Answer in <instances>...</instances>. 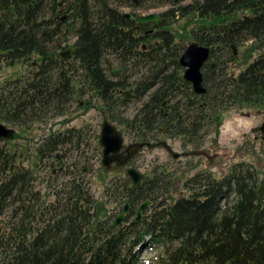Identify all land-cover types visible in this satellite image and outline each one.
<instances>
[{"label":"trees","instance_id":"1","mask_svg":"<svg viewBox=\"0 0 264 264\" xmlns=\"http://www.w3.org/2000/svg\"><path fill=\"white\" fill-rule=\"evenodd\" d=\"M61 1L52 0L50 15L59 16ZM152 1L153 7L172 8L159 15L160 24L152 25L154 31L149 34L150 24H136L135 15L126 19L107 0H74L65 9L70 11V21L54 16L43 19L46 0H0V59L6 66L32 58L39 64L36 75L16 85L14 92L2 88L0 122L16 124L24 133L32 121L44 120L51 111L54 117L67 114L74 99L86 95L89 87L102 114L133 140L149 143V137L156 139L162 128L166 136L182 138L183 148L198 149L200 133L208 134L212 127L218 134L224 112L235 106L264 108V0H196L188 6L174 0ZM113 2L124 5L123 0ZM141 2L132 9L142 6ZM177 17L193 18L196 26L191 38L209 48V59L201 70L205 94H194L183 80L184 69L178 64L183 47L169 22ZM51 23L56 26L50 28ZM70 35L73 40L67 42ZM239 41L249 46L242 54L243 69L233 75L238 59L233 47L237 49ZM68 51L73 60L60 57ZM113 64L126 72L113 73ZM142 65L149 74L129 81L131 70ZM127 72L129 76L124 77ZM132 102L141 103L136 115L121 118V110ZM78 133H70L68 141L60 136L58 144L54 135L47 138L26 168L15 164L16 154L8 148L11 142L4 140L0 211L14 207L18 215L17 222L7 227L10 246L0 264H138L132 250L145 237L164 248L162 264H264L263 171L243 163L221 179L196 175L188 180L189 195L167 204L157 201L159 193L166 191L164 170L131 192L121 190L126 185L118 178L106 193L120 200L121 209L127 200L132 214L113 226L120 213L99 219L103 204L90 195L85 174L76 163L72 180L58 192L52 188V170L61 172L58 167H65L64 154L56 156L57 152L71 139H76L75 148L81 147ZM40 168L48 172L46 196L51 191L55 195L49 206L40 201V192L33 191ZM145 201L154 202V212L138 222L130 221Z\"/></svg>","mask_w":264,"mask_h":264},{"label":"rangeland","instance_id":"2","mask_svg":"<svg viewBox=\"0 0 264 264\" xmlns=\"http://www.w3.org/2000/svg\"><path fill=\"white\" fill-rule=\"evenodd\" d=\"M61 1V0H60ZM92 2L93 0H89ZM111 5L117 7L120 12H125L128 14L129 7L126 5L118 6L113 0H107ZM180 6H188L196 0H179ZM178 1V2H179ZM199 2L203 0H197ZM52 0H46L48 4L46 10L42 13V18L48 20L53 18L50 15L49 8L51 6ZM74 2V0H62V6L57 9L59 16H54L55 20L61 19L63 21H70L69 15L70 11L65 9ZM152 5V3H151ZM169 5L158 6L152 8L151 6H139L138 8L131 9V12H134L136 15L141 14H160L165 13L167 10L171 9ZM68 10V9H67ZM139 15V16H141ZM137 17V16H136ZM171 29L176 34V36L181 41V46H187L193 39L190 36L191 29H194L196 24L193 18H174L170 19ZM56 23H51L50 28H54ZM73 36L70 35L67 38V42H72ZM66 43V42H65ZM63 46V44H62ZM249 44L246 42H238V48H234L235 56H237V61L233 65V75L237 74L242 70L243 65H241L242 54L248 48ZM255 57V56H254ZM253 57V58H254ZM35 58L29 60L28 63H34ZM252 59V58H251ZM240 65V66H239ZM36 66V64H35ZM33 67H30L29 64H25L24 67L20 65H14L12 67H7L0 64V93L2 88L6 87L5 92L11 91L14 89L12 80L21 79L22 76L25 77V83L31 77L33 73ZM111 69L118 70L115 74H121L126 72V69L121 70L117 68L116 64H113ZM148 67L142 65L136 67V69L131 70L132 77L129 78V81H135L141 78L146 73L149 74ZM109 71H106V74L109 75ZM129 72L125 73V76ZM127 75V76H129ZM28 78V79H27ZM18 92V91H17ZM77 100H86L85 98H78ZM89 103L86 106H77L78 102H74L73 105L69 107L68 113L62 116H53V111L47 113L44 120L32 121L29 127V130H25L24 133H21L22 130L9 126V124H4L7 128H13L14 132L20 136L19 141L11 142L8 146L10 152L16 154L15 164L23 168L29 166V164L36 158L37 148L41 146L42 138L53 136L54 133H61V138L66 136V140L70 136L73 130L74 135L78 132L83 133V140L81 148L87 152V155L79 153L78 149L75 148V141L71 139L70 144H64L61 146L58 154H64L65 157V167L64 170L59 172L55 171V182L53 184L54 190L58 192L65 184L72 180V173L69 176L66 175V171L70 172L73 164L78 163L88 164L90 166V171L88 175H85V180L87 181V186L90 190V195L96 201L97 204H103L102 213H98L100 220H106L108 217H113L117 215L119 210L122 207L120 200H113L112 196L109 195V191L112 190V184L114 181L119 180L118 178H124L122 172L115 173L114 171H107L105 168L100 166L101 160V148L98 145V135L100 133V126L103 120L109 121L113 124L117 130L121 131V128L115 123L102 114L100 110V103L95 99V97H90L88 99ZM172 102L171 104H173ZM141 103L132 102L127 105L124 109L121 110L119 114L121 118L131 119L133 118L138 109L140 108ZM41 113V112H40ZM35 114V113H33ZM221 125L218 129V134L215 135L212 127L208 134L200 133L201 145L198 149L193 147L186 146L183 148V140L178 137H168L165 134H160L156 139L151 140L150 143L154 144L158 141L165 142L171 152L179 155L177 159H173L169 152L162 146L155 147L153 149L144 148L140 150L139 161L141 163L140 167L137 169L138 172L143 174L144 177H151L152 172L156 174L160 170H165L166 176L163 177L164 182L166 183V191L159 193L157 201H162L163 203H172L174 200L180 197H187L190 193L187 189L188 180L193 178L197 174L202 176L210 175L212 178L221 179L230 169L239 164H247L253 166L258 173L263 174L264 172V140L260 138H255L257 134L253 133L252 130L256 126H261L264 123V108H248L243 107H233L227 112H224L221 116ZM1 123V122H0ZM163 129L159 130L161 133ZM164 132V131H163ZM24 140V141H23ZM21 143V144H20ZM131 143V137L124 138V145ZM5 144L4 140L0 141V148ZM188 150H194L196 152H205V156L202 155H191L189 157H182L180 154ZM21 154V158H18ZM213 156L212 165L209 164V157ZM29 160V164H28ZM50 164V162H47ZM53 168H55L53 166ZM262 168V170H261ZM50 169H52L50 167ZM261 170V171H260ZM263 171V172H262ZM48 173L46 170L40 168V171L36 174V184L34 185L33 191H38L40 196V201L45 203L47 206L54 202V193L51 191L46 196L45 186L49 183L47 178L42 182L39 178L44 177V173ZM101 176V177H99ZM109 187L108 194L106 189ZM162 189V188H161ZM119 201V202H118ZM156 203V202H155ZM14 207H9L5 211H0V257L3 255V252L7 247V233L10 223H16L17 212H14ZM37 218V217H36ZM36 220V219H35ZM43 221L45 218L42 219ZM134 218L132 217L130 221L133 222ZM135 223V222H134ZM127 225V224H126ZM178 243L174 242L173 245ZM133 253H136L139 257L138 264H162L164 248L160 244H154L151 242L150 237H145L144 242L141 245L135 246L133 248Z\"/></svg>","mask_w":264,"mask_h":264},{"label":"water","instance_id":"3","mask_svg":"<svg viewBox=\"0 0 264 264\" xmlns=\"http://www.w3.org/2000/svg\"><path fill=\"white\" fill-rule=\"evenodd\" d=\"M178 2L179 0H174ZM128 18L129 16H125ZM158 15L151 13L144 16H139L136 18L135 22L138 25L147 24V23H156L159 22ZM234 49V47H233ZM72 52L68 51L67 53L60 54L62 59L67 58ZM209 59V48L199 45L197 42L192 41L187 46L184 47V50L178 60V64L183 71V80L189 83L192 87V91L196 95H202L206 93V89L203 87V77H202V67ZM215 63H211V68H213ZM116 71H113L115 73ZM253 133H260L261 139H264V123L257 128L252 130ZM14 130L12 128H7L4 124L0 123V140L12 141L14 139ZM98 145L101 148V160L100 166L105 168L107 171H118L123 166L126 165L127 161L137 154L140 150L144 148L153 149L155 147L162 146L170 153L173 159L179 157L178 154L171 152L169 147L165 142L157 143H133L124 148L123 138L120 131H118L114 125L109 123L107 120H103L100 126V133L98 135ZM126 156L122 158L123 154ZM192 155H202L205 156V152H196L191 153ZM209 164L212 165L213 156L209 157ZM115 163L117 169H113L111 165ZM165 172V170H164ZM126 174L129 177V180L133 182V185L142 177L140 172H137L133 169H127ZM149 204V201H145L136 211V217L133 222H137L140 219L141 211ZM127 212V205L124 206L122 212L117 216L113 222V226L119 225L123 220V215Z\"/></svg>","mask_w":264,"mask_h":264},{"label":"flooded vegetation","instance_id":"4","mask_svg":"<svg viewBox=\"0 0 264 264\" xmlns=\"http://www.w3.org/2000/svg\"><path fill=\"white\" fill-rule=\"evenodd\" d=\"M140 2H141V0H123V3H124V5H126V6H128L130 9H129V12H128V14H125V12H122V13H124L125 14V16H129L128 18H126V19H133L134 18V16L133 15H135V16H137V17H139V15H141V14H138V15H136L134 12H131V9H132V7H134V5H136V4H140ZM151 3H152V5H151ZM141 4H142V6H151L152 8H154L153 7V5L155 4V2L154 1H152V0H143L142 2H141ZM61 6H62V3L60 4ZM156 7H158V6H156ZM155 7V8H156ZM145 15H148V14H145ZM141 16H144V15H141ZM136 17V18H137ZM136 18H135V20H136ZM158 19L160 20L159 22H156V23H147V24H150V27H151V29H149V31H148V33L150 34V33H152L153 31H154V27L152 26V25H158V24H160V22H161V18H159V16H158ZM184 50V49H183ZM66 60H73V58H72V53L66 58ZM208 61V60H207ZM0 64L1 65H5V62H3L2 61V59H0ZM25 64H28V61H23V60H21L20 62H18V63H16V64H13V65H10V66H8L7 65V67H12V66H14V65H20V66H22V67H24V65ZM35 62L33 63V65H32V69H33V73L31 74V77H33L34 75H36L35 74V72H34V70L35 69H37L38 68V66H39V64L37 65L36 64V66H35ZM6 66V65H5ZM31 67V66H30ZM124 69V68H123ZM123 69H121V70H123ZM28 79V78H27ZM25 77L24 76H22L21 77V79H14V80H12V84L14 85V89H12L11 91L12 92H14L15 91V86L16 85H20V84H24L25 82ZM13 82H16V83H13ZM56 91H58V89H56ZM84 93H86V95H84L83 97H81V98H85L86 97V100H77V97L74 99V102H78V105L79 106H86L88 103H89V101H88V99L92 96V91H91V89L89 88V87H87V89L84 91ZM9 126H11V127H14V128H18V129H20L16 124H14V125H12L11 123H9ZM260 126H256V128H254V129H257V128H259ZM116 128V127H115ZM13 129V128H12ZM117 129V128H116ZM161 129V128H160ZM14 130V129H13ZM81 132H79L78 134H79V136H78V138H77V146H81L82 145V140H83V133H82V130H80ZM119 131V130H118ZM74 131H72V133H73ZM121 132V131H120ZM163 133V131L160 133V134H162ZM121 134H122V138H123V143H124V138H129L130 136H129V133L128 132H121ZM255 134H257V136L255 137V138H260V140H264V139H261V134L258 132V133H255ZM60 136H61V133H54V140L56 141V144H58L59 142H60ZM19 135H18V133L16 134V133H14V139L12 140V142H17V141H19ZM47 138H52V136H49V137H44V138H42V141L40 142L41 143V145L43 146L44 145V143H45V141H46V139ZM153 138V136H151V137H149V140L151 141V139ZM24 141V140H23ZM75 143H76V139H75ZM133 143H147L146 141H136V140H133L132 138H131V143H128V144H123L124 145V148L126 147V146H128V145H130V144H133ZM150 143V142H149ZM21 144V143H20ZM78 148V151H79V153H83V152H85L84 151V149L83 148H81V147H77ZM59 152V151H58ZM58 152H57V155L56 156H58ZM36 153H38L37 151H36ZM191 153H196V151H194V150H188V149H185V151L184 152H182L180 155L182 156V157H189V156H191L192 154ZM15 154V153H14ZM39 154V153H38ZM85 155H87V152H85L84 153ZM139 154H140V151L137 153V154H135L132 158H130L128 161H127V163H126V165L125 166H123L120 170H118V171H114L115 173H117V172H122L123 174H124V178L122 179L123 180V182H124V184L126 185V187H123L124 185H121V190H124V191H128V192H131V191H133V190H138L140 187H141V184H142V182L145 180V179H147L148 177H144L143 178V174H142V177L133 185V182L131 181V180H129V177H128V175L126 174V170L127 169H133V170H135V171H137V169L140 167V165H141V163H140V161H139ZM126 156V154L124 153L123 154V156H122V158L121 159H123L124 157ZM193 156V155H192ZM19 157H21V154H20V156ZM61 163H59V165H60ZM58 165V166H59ZM75 167L76 168H80V171H81V173H83V174H85V175H88L89 174V171H90V166L88 165V164H81V165H79L78 163H76L75 164ZM111 167L114 169H117V167H116V164L115 163H113L112 165H111ZM59 168V170H63L62 168H60V167H58ZM89 170V171H88ZM55 171H56V169H54V170H52V173L53 174H55ZM74 172H76L77 173V171H75V170H72V171H70L69 172V174L70 173H74ZM138 172V171H137ZM155 171H153L152 172V175H154L155 173H154ZM199 177H200V173L199 174H197ZM48 173H44V177H45V179H47L48 177ZM196 176V175H195ZM194 176V177H195ZM202 176V175H201ZM152 177V176H151ZM193 177V178H194ZM190 179H192V178H190ZM88 183V182H87ZM88 187V186H87ZM90 191V190H89ZM125 205H127V212L123 215V219L130 213V214H132V205L130 204V203H128V201L126 200L125 201V203H124V206ZM124 206H123V208H124ZM123 208L122 209H120L119 210V212L118 213H121L122 212V210H123ZM155 208V204H154V202H150L149 201V204L141 211V216H140V219L142 220V218L144 219V218H146V216L148 215V213L149 212H154V209ZM135 211H137V208H136V210ZM139 219V220H140ZM122 222H123V220H122ZM121 222V223H122ZM138 222V221H137ZM120 223V224H121Z\"/></svg>","mask_w":264,"mask_h":264}]
</instances>
